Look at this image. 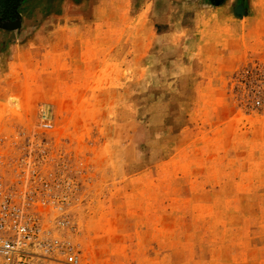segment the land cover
Listing matches in <instances>:
<instances>
[{"label": "rangeland", "instance_id": "rangeland-1", "mask_svg": "<svg viewBox=\"0 0 264 264\" xmlns=\"http://www.w3.org/2000/svg\"><path fill=\"white\" fill-rule=\"evenodd\" d=\"M0 172L31 264H264V0H0Z\"/></svg>", "mask_w": 264, "mask_h": 264}, {"label": "built area", "instance_id": "built-area-1", "mask_svg": "<svg viewBox=\"0 0 264 264\" xmlns=\"http://www.w3.org/2000/svg\"><path fill=\"white\" fill-rule=\"evenodd\" d=\"M42 118L47 119L43 123L45 127L51 126L47 113ZM46 202L43 199L42 206ZM35 207L39 206L34 198L8 184L0 172V264H31L34 257H49L55 250L66 251L70 262L77 263L78 258L69 243L60 236H46L49 230L34 213ZM58 209L64 210L62 206ZM69 222L65 217L60 221L63 225ZM35 248L42 252L34 251Z\"/></svg>", "mask_w": 264, "mask_h": 264}, {"label": "trees", "instance_id": "trees-1", "mask_svg": "<svg viewBox=\"0 0 264 264\" xmlns=\"http://www.w3.org/2000/svg\"><path fill=\"white\" fill-rule=\"evenodd\" d=\"M10 2H11V4L15 1V2H17L18 0H9Z\"/></svg>", "mask_w": 264, "mask_h": 264}, {"label": "crops", "instance_id": "crops-1", "mask_svg": "<svg viewBox=\"0 0 264 264\" xmlns=\"http://www.w3.org/2000/svg\"><path fill=\"white\" fill-rule=\"evenodd\" d=\"M214 6H220V5H214Z\"/></svg>", "mask_w": 264, "mask_h": 264}]
</instances>
